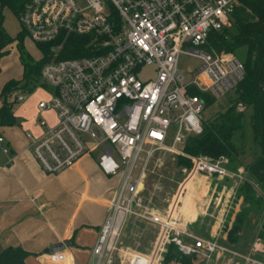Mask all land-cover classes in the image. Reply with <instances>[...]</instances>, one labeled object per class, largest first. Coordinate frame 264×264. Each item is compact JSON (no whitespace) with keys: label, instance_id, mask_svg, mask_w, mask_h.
Returning a JSON list of instances; mask_svg holds the SVG:
<instances>
[{"label":"built area","instance_id":"2783aa9c","mask_svg":"<svg viewBox=\"0 0 264 264\" xmlns=\"http://www.w3.org/2000/svg\"><path fill=\"white\" fill-rule=\"evenodd\" d=\"M240 1L24 0L17 14L21 29L33 42L50 44L52 53L39 76L49 98L38 109L53 111L56 117L51 127L39 120L46 126L41 137L25 133L33 157L46 173H58L98 149L100 171L122 175L87 264H179L176 259L163 261L169 244L197 264L238 255L222 239L235 220L229 221V213L247 182L246 169L233 166L225 155H190L183 147L187 137L203 132L204 95L220 100L243 79L242 60L231 52L205 49L210 32L230 25ZM69 37L84 39L82 54L58 59ZM182 55L198 59V64L184 71ZM26 95L18 91L12 100L19 103ZM0 150L9 152L1 134ZM154 150L191 161L189 167H179L182 180L166 210L154 209L139 195L145 168L134 177L136 165ZM199 177L217 179L224 187V182H233L226 189L229 210L208 237L197 235L183 219ZM132 218L159 228L158 243L148 256L123 244ZM65 257L64 251L49 254L54 263Z\"/></svg>","mask_w":264,"mask_h":264},{"label":"crops","instance_id":"0c3cea01","mask_svg":"<svg viewBox=\"0 0 264 264\" xmlns=\"http://www.w3.org/2000/svg\"><path fill=\"white\" fill-rule=\"evenodd\" d=\"M3 57L0 61L1 71ZM21 79L11 78V75L3 78L0 91L6 82ZM41 100L33 103V106L28 102V97L15 103L13 112L17 123L0 127V134L9 149L8 153L0 150V253L6 248L23 249L28 253L24 264H87L99 229L106 219L108 204L118 189L122 175L107 176L100 171L97 166L100 155L98 149L67 169L46 173L33 157L29 148L30 140L25 135L29 132L33 137H41L46 126L56 124L53 111L38 109ZM40 119L46 121V126L39 124ZM246 178L247 183L258 186L248 173ZM221 182H215L216 186ZM210 188L207 179L194 181L191 203L183 210V219L189 223L191 230L201 235L208 234L203 235L205 237L215 234L219 220L229 210L228 194L225 192L227 187L223 185V196L218 194L216 197L213 195L216 187H213L212 192H209ZM242 202L243 198L237 196L229 213L231 218L227 220L235 219ZM211 204L213 207L209 214ZM201 217L209 218L203 229L197 225ZM158 239L159 232L152 240V249ZM57 244L64 245L59 250L66 255L61 263L49 259L50 249ZM124 246L129 248L126 244Z\"/></svg>","mask_w":264,"mask_h":264},{"label":"trees","instance_id":"16d2710c","mask_svg":"<svg viewBox=\"0 0 264 264\" xmlns=\"http://www.w3.org/2000/svg\"><path fill=\"white\" fill-rule=\"evenodd\" d=\"M0 3L2 6H8L17 16L24 0H0ZM231 22L235 25V31L228 35L224 33V30L210 32L205 49H213L217 53L231 52L234 55L239 50H245V57H242L245 72L243 79L234 89L238 96L234 107L239 103H244L246 108L250 107L252 110L251 127L259 145V153L244 168L250 179L258 184L264 192V0H241L240 5L232 13ZM25 34L24 30H20L15 38L10 37L5 31L0 17V61L7 53V45L12 41H16L18 50L22 51ZM84 44L83 38L69 37L63 43L57 58L80 56ZM36 45L41 51L42 58L37 62H32L29 57H27L28 61L23 58L22 79L6 82L0 91V127L12 126L17 123L13 112L15 102L12 100V96L18 91L30 94L36 85L35 81H39L42 66L52 59L50 44L36 43ZM204 98L206 105L215 101L209 95H204ZM234 107L228 109L224 116L228 115ZM242 117L243 114L238 113L226 122L217 123V120H212L204 123L203 132L200 135L187 137L183 147L184 151L190 155L208 154L213 157L225 155L233 162L237 150L232 137L234 131L240 128ZM177 159L179 166L189 167L191 164L188 158L177 156ZM250 186L245 182L239 188L238 196L243 198L245 205L236 214L232 229L228 232V242H237L250 209L259 202V199H254V193ZM259 237L264 242V219ZM27 254L20 248H6L0 253V264H24ZM173 259H176L179 264H197L198 262L194 257L179 256L174 246L169 244L164 252L163 261L168 262Z\"/></svg>","mask_w":264,"mask_h":264},{"label":"rangeland","instance_id":"374dc122","mask_svg":"<svg viewBox=\"0 0 264 264\" xmlns=\"http://www.w3.org/2000/svg\"><path fill=\"white\" fill-rule=\"evenodd\" d=\"M0 17L5 31L10 37L15 38L20 30H22L15 13H13L8 6H2L0 3ZM234 31L235 25L232 22L226 29H224V33L226 35L233 33ZM235 55L242 60V57H245V50H239L235 53ZM21 56L23 57L21 58ZM27 57L31 58L32 62H37L42 58V55L36 43L25 34L22 51L18 50L16 41H12L7 45V53L2 59L3 70L0 72V82L3 78L9 75H11V78L17 79L22 77V61L23 58L28 61ZM197 64L198 59L190 56L182 55L179 59L180 68L184 71L186 69L191 70ZM191 75H193V72H191ZM35 83L36 85H34L32 92L25 96L28 97V102L31 106H33V103H37V101L41 99L47 100L49 98V93L46 92L42 86H40L39 81H35ZM237 98L238 96L236 90L229 91L222 99L206 105L202 113V119L204 120V123L212 120H217V123H222L230 120L231 117L236 116L238 113L243 114L241 126L234 131V135L232 137V141L237 150V155L234 156L232 165L236 167H245L248 162L258 155L259 145L251 127L252 110L250 107H234V102ZM231 107L234 108L230 110L228 115L224 116L226 111ZM178 163L177 156L160 150H154L152 156L148 160L143 159L136 165L134 172L135 178L140 175L142 168H145L143 182L139 185V188L141 189L139 195L146 203L156 210H166L173 203V197L176 194L178 184L182 180V176L178 174L180 167ZM198 179L208 180L211 185L209 192L214 191V188L216 187L215 193L213 194L214 197L218 196V194L223 196L221 194V187L224 185L223 182H221L219 186H216L217 181H219L217 179L209 177H200ZM224 183L227 188H229L233 182L228 181ZM250 187L253 190L254 199H259L258 204H255L250 209L251 211L243 223V230L240 231L237 242H228L229 231H227L226 239H222L223 244L238 255L233 258L230 257V255H226L227 257L218 259L220 260L218 262L217 260H213L211 262L212 264L246 263L247 261L244 257H249L250 259L264 263V242L259 237L260 227L264 219V192L259 185H251ZM190 199L188 198L185 203L190 204ZM235 199L236 197L232 200L233 203ZM211 205L208 212L209 214L212 212L213 205ZM243 205L245 204L242 202L239 207V211ZM208 217H206V219L205 217H201L197 221L199 228L203 229L207 226ZM127 227L128 229L124 236V244L128 245L132 252L144 256L150 255L153 252L151 246L152 240L157 236L159 228L136 218H132ZM231 229L232 225L230 231ZM194 231L200 236L208 235H201V233H198L196 230Z\"/></svg>","mask_w":264,"mask_h":264},{"label":"water","instance_id":"95a60500","mask_svg":"<svg viewBox=\"0 0 264 264\" xmlns=\"http://www.w3.org/2000/svg\"><path fill=\"white\" fill-rule=\"evenodd\" d=\"M237 106H238V107H242V108H245V107H246V105H245L244 103H239ZM63 247H64L63 244H57V245H54V246L50 249V251H51V253H53V252H57V251L61 250Z\"/></svg>","mask_w":264,"mask_h":264}]
</instances>
